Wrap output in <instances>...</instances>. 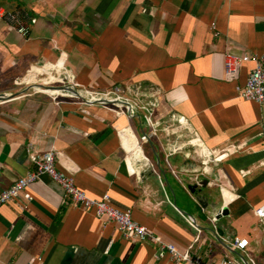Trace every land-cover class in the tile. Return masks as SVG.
Instances as JSON below:
<instances>
[{
  "label": "crops",
  "instance_id": "0c3cea01",
  "mask_svg": "<svg viewBox=\"0 0 264 264\" xmlns=\"http://www.w3.org/2000/svg\"><path fill=\"white\" fill-rule=\"evenodd\" d=\"M0 6L30 14L26 36L0 21V92H14L0 100V191L34 169L32 147H54L57 168L80 189L93 198L108 193L113 206L131 209L178 249L194 242L186 219L192 216L203 228L196 245L207 260L264 264V226L254 212L264 203V109L237 90L252 62L237 78L225 76L227 52L264 54V0H0ZM61 59L82 86L118 83L154 110L158 135L141 144L150 164L136 160L135 172L125 164L120 130L139 136L140 112L117 117L99 104L55 101L22 86ZM28 191L31 201L0 207V264H187L157 258L154 241L124 239L94 211L65 205L48 175ZM224 207L218 230L209 219ZM235 237L249 240L245 250L232 247Z\"/></svg>",
  "mask_w": 264,
  "mask_h": 264
},
{
  "label": "built area",
  "instance_id": "2783aa9c",
  "mask_svg": "<svg viewBox=\"0 0 264 264\" xmlns=\"http://www.w3.org/2000/svg\"><path fill=\"white\" fill-rule=\"evenodd\" d=\"M29 20L30 14L23 8L0 6V21H3L11 29H14L23 36L28 34ZM212 24L213 26L215 25L214 23ZM246 62H252L253 67L250 69L244 84L237 86L239 96L243 99L258 103L264 109V54H236L227 52L225 55V76L227 79L237 78L241 66ZM41 67H44L45 70L37 72L38 74H47L45 81L33 82V79H36L35 77L28 82V85H30V87L32 86V92L34 93L50 95L55 101H59L58 98L67 97L75 98L77 103L86 106L99 104L115 112L117 117L125 116L127 118H133L137 115V112H140L144 116L145 130H143L139 136H136L133 131L127 132L125 129L120 130L123 135L124 147L128 152V155L125 157V164L130 172L136 171L133 163L138 159L140 162L150 164L149 158L143 154L141 147L143 142H148L152 137L158 135L156 114L150 106L144 104L136 95L129 94L127 89L118 83L111 84L110 87L105 90L89 89L82 86L75 81V77L67 70L65 62L62 59L54 64H46ZM44 87L61 91L47 93L41 91ZM24 94L29 93L24 92ZM11 95H14L11 91L0 92V100L5 97L11 98ZM1 102L2 101H0V103ZM191 143L193 145H199V151L198 148H196L195 152L198 154L202 153L203 158L207 157L206 159H208V153L204 151L202 145L194 141H191ZM57 156L58 151L54 147L39 152L32 147V150L29 152V159L34 164V169L28 171L7 189L0 191V207L5 204H14L19 201L21 197L31 201L33 195L28 191V187L43 175H48L62 188L65 205L78 206L86 210L94 211L100 219H105L107 222L114 223L117 229L122 233L124 239L137 242L148 239L154 241L159 246L156 255L157 258L169 256L176 262H184L187 264H213L206 259L208 254L205 255L201 253V247L196 245L200 239L203 228L195 218L192 216L186 218L188 223L196 231L194 242L189 249L180 250L175 244L164 241L159 235L151 232L145 225L136 221L133 218L131 209L122 210L113 206L108 193L103 194L101 198L89 196L76 185L75 179L71 174L65 173L57 168ZM217 159H220V157H217ZM207 161L208 160L203 161L205 168ZM167 163L170 165L168 161ZM172 171L174 174L177 173L174 169ZM220 186L221 189L228 187L226 184H221ZM254 212L259 218L260 225L264 226V203L255 208ZM209 220L215 226L216 217H212ZM230 244H232L233 248L245 250L249 244V240L247 238L235 237L230 241ZM191 248H195V251ZM251 262L252 264H256L253 260H251ZM28 264H33V261H30ZM220 264H247V262L244 259L238 260L224 257L220 261Z\"/></svg>",
  "mask_w": 264,
  "mask_h": 264
},
{
  "label": "rangeland",
  "instance_id": "374dc122",
  "mask_svg": "<svg viewBox=\"0 0 264 264\" xmlns=\"http://www.w3.org/2000/svg\"><path fill=\"white\" fill-rule=\"evenodd\" d=\"M47 77V74L46 73H43V74H39L37 77H36V79H33V82L34 81H36V82H44L45 81V78ZM32 84V83H31ZM17 86H19V85H17ZM22 86H26V87H29L28 88V90L27 91H29V89L32 91V86L30 87L29 85H28V83L27 84H24V85H22ZM33 86H36V85H33ZM7 91H10V90H7ZM6 92V91H5ZM11 92H13V91H11ZM14 93V92H13ZM22 94V93H21ZM47 95V94H46ZM48 96H50V95H48ZM60 99H62V97L61 98H58V100H60ZM179 189H178V187H177V191H178ZM179 192H181V191H179ZM183 196V195H182ZM187 202L192 206L193 205V202H192V200H190V198H188V200H187Z\"/></svg>",
  "mask_w": 264,
  "mask_h": 264
},
{
  "label": "water",
  "instance_id": "95a60500",
  "mask_svg": "<svg viewBox=\"0 0 264 264\" xmlns=\"http://www.w3.org/2000/svg\"><path fill=\"white\" fill-rule=\"evenodd\" d=\"M196 157H198V156H196ZM196 157H195V158H196ZM226 214H228V209H227L226 207H224V208L221 210V213H220V214H217V215L215 216V217H216V220L220 219L221 216L226 215ZM215 227L219 230L218 225L216 226V224H215Z\"/></svg>",
  "mask_w": 264,
  "mask_h": 264
},
{
  "label": "bare ground",
  "instance_id": "6f19581e",
  "mask_svg": "<svg viewBox=\"0 0 264 264\" xmlns=\"http://www.w3.org/2000/svg\"><path fill=\"white\" fill-rule=\"evenodd\" d=\"M58 91H61V90H56V89H55L53 92L56 93V92H58Z\"/></svg>",
  "mask_w": 264,
  "mask_h": 264
}]
</instances>
